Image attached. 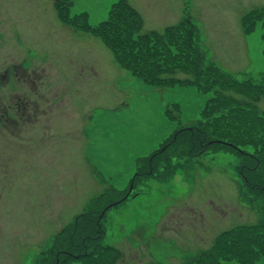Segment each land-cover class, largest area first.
<instances>
[{
	"label": "rangeland",
	"instance_id": "1",
	"mask_svg": "<svg viewBox=\"0 0 264 264\" xmlns=\"http://www.w3.org/2000/svg\"><path fill=\"white\" fill-rule=\"evenodd\" d=\"M71 1L68 16L85 12L94 25L117 0ZM52 2L0 0V75H9L0 80L1 99L9 100L16 84L21 100L38 109L0 132V264H48L42 258L62 227L102 205L110 206L100 221L102 243L124 251L121 264H191L220 231L264 218V191L246 185L236 166L243 154L260 157L264 173L262 127L250 120L264 110L259 89L256 108L231 138L239 150L213 144L195 160L168 150L171 178L160 181L167 172L164 152L146 182L135 178V195L110 204L129 187L138 158L164 150L177 129L199 124L211 92H201L187 70L175 72L186 80L170 87L135 77L100 37L64 24ZM129 2L139 8L142 30L156 32L189 10L218 68L233 78L221 91L226 100L239 97L236 81L264 87V0ZM256 7L261 17L248 30L241 16ZM199 80L207 83L201 71ZM241 91L240 97L249 95ZM83 260L67 264H93Z\"/></svg>",
	"mask_w": 264,
	"mask_h": 264
},
{
	"label": "trees",
	"instance_id": "2",
	"mask_svg": "<svg viewBox=\"0 0 264 264\" xmlns=\"http://www.w3.org/2000/svg\"><path fill=\"white\" fill-rule=\"evenodd\" d=\"M63 1L67 0H58L55 3L56 8L60 9L61 19L77 29L100 37L111 49L115 60L135 77L150 84L166 86L180 81L185 82V78L180 80L173 74L178 70H187L192 71L193 76L197 77L196 84L201 91L213 92L205 103L203 119L198 122V126L182 128L175 136L172 135L164 150L158 149L151 157L144 158L145 163L142 165L144 168L139 169L135 177L158 171L161 163L157 158L164 156V152L168 155L163 163L167 171L164 175L170 174L173 171L171 168L175 165L170 162L168 150L176 149L180 156L185 157L199 155L213 144H221L232 151L236 150L237 142L231 138L240 135V123H245L244 118L255 109L253 101L258 97L257 89L262 91L264 96V87L258 88L254 82L246 84L236 81L239 85L235 86L239 97L229 96L226 100L221 91L225 88L226 79L233 78L223 73L212 62H206L205 53L196 42L198 29L189 15L176 24L168 25L163 33L146 32L142 30L141 16L127 0L114 2L107 17L94 25L88 23L85 12L69 17L66 10L70 6L67 3L69 1L64 2L66 7L63 6ZM261 12L255 9L246 12L242 16L243 26L248 30L252 29L255 25L254 20L261 17ZM250 13L253 22L248 21ZM262 25L264 26V23ZM200 71L204 73L207 82L205 84L199 80ZM241 86L244 94L249 93L246 98L240 97ZM250 120L262 127L260 135L264 138V114L257 111L250 115ZM217 139L225 143L216 142ZM243 155L238 164L240 174L246 177V185L255 189L254 191L263 192L264 185L261 184H264V173L259 171L263 165L261 158ZM105 206L102 205L94 211L91 209L84 211L72 224L62 229L55 237L52 248L47 250L48 264H67L72 260L83 259H91L86 262L93 264L117 263L120 251L114 246L100 242L104 234L100 224L102 218L100 213ZM261 256H264L262 215L253 223L239 224L221 231L211 247L201 252L191 264H222V260L230 264H257Z\"/></svg>",
	"mask_w": 264,
	"mask_h": 264
},
{
	"label": "flooded vegetation",
	"instance_id": "3",
	"mask_svg": "<svg viewBox=\"0 0 264 264\" xmlns=\"http://www.w3.org/2000/svg\"><path fill=\"white\" fill-rule=\"evenodd\" d=\"M8 77L9 75L7 73L2 74L0 75V80L2 81ZM15 86L16 84L11 87L9 100H2V95H0V132L6 131L5 129L10 131L17 128L18 121L22 122L25 119H32L31 114H36L38 110L36 106L35 112L29 109L31 103H26L25 100H21Z\"/></svg>",
	"mask_w": 264,
	"mask_h": 264
}]
</instances>
